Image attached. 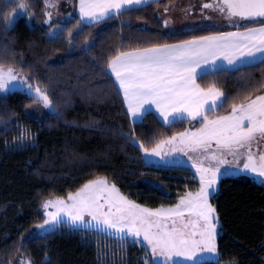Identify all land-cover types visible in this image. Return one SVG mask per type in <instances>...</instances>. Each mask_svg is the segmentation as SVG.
<instances>
[{
  "label": "trees",
  "instance_id": "obj_1",
  "mask_svg": "<svg viewBox=\"0 0 264 264\" xmlns=\"http://www.w3.org/2000/svg\"><path fill=\"white\" fill-rule=\"evenodd\" d=\"M174 1H154L126 10L122 16L85 27L69 43L68 30L76 36L78 16L49 25L45 23V0H23L29 13L14 22L10 16L19 0H0V62L39 84L56 108L55 113L30 115L36 102L25 91L0 97V264H21L23 256L33 264H145L148 249L130 240L118 252L114 250L113 257L84 229L62 227L45 235L34 233L45 219L44 202L66 197L101 177L137 204L153 208L173 205L185 191L199 188L193 168L147 164L139 147L143 143L152 148L161 139L197 128L198 122L165 125L150 112L142 123L134 124L114 77L104 75L106 58L121 46L177 44L232 29L169 33L160 13ZM8 21L12 22L10 29ZM57 24L63 30L59 38L49 37L46 33ZM93 43L91 53L82 50ZM198 83L202 87L215 83L228 97L223 108L209 114V118L224 116L246 93L252 98L264 94V64H249L240 71H213ZM25 131L27 142L20 139ZM218 180L219 191L212 203L220 220L219 260L264 264V185L243 174Z\"/></svg>",
  "mask_w": 264,
  "mask_h": 264
},
{
  "label": "snow or ice",
  "instance_id": "obj_2",
  "mask_svg": "<svg viewBox=\"0 0 264 264\" xmlns=\"http://www.w3.org/2000/svg\"><path fill=\"white\" fill-rule=\"evenodd\" d=\"M149 3L150 0H79L78 31L73 36L72 30H68V42L79 37L85 27L122 16L128 9ZM203 7L219 12L230 21L234 17L258 20L260 26L248 27L243 32L202 36L175 45L157 44L131 49L121 46L106 58L107 72H104L105 76L115 78L114 86H118V93H122L127 114L134 122L139 120L142 123L145 114L153 107L168 125L174 126L177 117L198 122L195 131L185 130L161 139L151 149L143 143L139 147L146 155L161 157L162 161L171 153L180 152L186 156L195 153L189 159L199 174V189L185 192L171 207L152 209L129 200L106 179H92L66 198L47 200L43 204L47 219L38 228L48 230L67 224L75 229L107 232L121 241L131 236L138 242L142 237L155 258L154 264H179L174 257L202 264L198 259L201 253H217L219 221L209 197L218 179L232 174L228 169L221 172V167L230 163L228 156L233 158L231 163L237 171L264 177V154L257 157L252 152L254 143L264 141V94L252 98L248 92L241 103L231 104L228 115L209 119L210 113L225 106L228 97L215 83L202 87L197 81L207 77L203 69L209 64L214 66L213 71L219 72L240 71L245 64H264V0H213L204 3ZM19 9H27L23 0H19ZM45 15L49 17L45 23L49 24L52 13L46 12ZM167 23L165 21V26ZM11 26L12 22L8 21L7 27L10 29ZM62 31L57 24L46 34L58 39ZM93 48L94 43L82 50L91 53ZM217 61L226 64H217ZM9 85L12 90L18 86L26 87L34 102L56 112L46 90H42L39 84L34 86L31 78L21 76L13 67H5L0 62V92L9 91ZM27 138L25 131L20 139ZM241 158L244 161L242 166L239 163ZM21 264L25 262L21 261Z\"/></svg>",
  "mask_w": 264,
  "mask_h": 264
},
{
  "label": "rangeland",
  "instance_id": "obj_3",
  "mask_svg": "<svg viewBox=\"0 0 264 264\" xmlns=\"http://www.w3.org/2000/svg\"><path fill=\"white\" fill-rule=\"evenodd\" d=\"M45 2L47 4L46 5L47 6L46 11L47 12L51 11L52 16L54 18H59V20L51 19L50 23H53V22L54 23H60L62 21H71V20H73V19H71V17L70 18L66 17V14L72 13L73 9L78 4V3H76V0H45ZM212 2H213V0H175L174 2H172V3L168 4L167 6H165V8L161 9L162 10L161 13H160L161 20H162V22H164V25H165V21L168 22L167 26H165V27H166V30L169 33L198 31L200 29H207V28H216V29H223V28H227V27L233 28L234 26H238V24L241 21L240 19H238V17H234L230 21V20L226 19L225 16L220 14L219 12L213 11L211 9H206V8L203 7L204 3H212ZM48 5H54V7H49ZM27 13H29V6L28 5H27L26 11H21L19 9V7H18V9H16L15 12L12 13L10 17H11L12 21L15 22L18 16L25 15ZM30 13L32 15V12H30ZM61 15H62V17H61ZM242 21L246 23V22H249L251 20H242ZM50 23H49V25H50ZM21 76L25 77L23 74H21ZM13 83H15V82H13ZM9 89H10L9 91L0 92V97H3L8 92L17 91L19 89L25 91L28 94V90L24 86H18L17 88L12 90V85H9ZM33 95H35L34 92H33ZM49 112H51V111L49 109H45L42 106V104H40V103L34 104L33 106H31V108L29 110V114L30 115L33 114V115H36V116H40V115H43V114H46V113H49ZM188 130L189 131H195L196 128L193 127V128L188 129ZM28 139H24V141L27 142ZM258 144L259 145H264V141H262V142H260ZM149 149H151V148H149ZM143 156H144V160L146 161L147 164H155L154 160L155 161L157 160V162L159 164L166 165L167 163H165L164 161H167L166 158L171 159V157L173 156V153H171L168 156H164L163 157V161L161 160V157L148 156V155L145 154L144 151H143ZM227 159H228V161L230 163L223 165L221 167V172H224L225 169H228L229 172L232 173V175H237L240 171H237L236 167L231 163L233 158L231 156H228ZM243 162L244 161L241 158L240 161H239L240 165H242ZM196 174H197V177L199 179V174L197 173V171H196ZM252 177L254 178V180H256L260 184L264 185V177H257V176H255V174H253ZM103 178L106 179L109 182V184H113L107 177H103ZM219 181L220 180H218L217 184L214 186L215 190L212 192V195L209 197V203H211V205L215 209H216V206L212 203V198L214 197V195L218 194L219 185H220ZM115 186H116L117 189H119V187L117 185H115ZM198 189H196V190H187V191L195 192ZM119 191H120L121 194L126 196L129 200L134 201L131 198V196H129L128 194H125L120 189H119ZM187 191H185V192H187ZM58 198H62V197H58ZM63 198H66V197H63ZM49 199H53L54 200L56 198H48L47 200H49ZM177 202H175V203H177ZM175 203H173V205ZM173 205H162V207L168 208V207H171ZM141 206L147 207V206H144V205H141ZM148 208L157 209V208H153V207H148ZM159 208H161V207H159ZM43 211H44V215H45V219L44 220H46L47 216L45 214L46 210L44 209V207H43ZM47 211H54V209H48ZM216 216H217L218 221H219L218 228H217V237H218L219 231H220V220H219V215H217V211H216ZM86 219H87V217H86ZM44 220L42 222H40V224H42L44 222ZM40 224H38V225H40ZM38 225H36V227L34 228L33 232L34 233H38L40 235H45L48 232H51V231H54V230H58L59 228H62V227H70L67 224L59 225L55 229H48V226H45V228L48 229V230H44V229L38 228ZM84 230L89 231L91 233V237L95 238V240L100 244V247L103 249V251H106L108 249V253L109 254L111 253V255L113 257L115 256L114 250L118 252L119 248H123V247H125L126 243H129V240L131 242H136L138 244H142L148 249L147 250L148 253L146 255V260L147 261L150 260V262H152V264H154V259L155 258L152 257L150 249L142 241V237L138 238V242H137V238H134V237H131V236H127L125 240L121 241L120 239H118L115 236L108 235L107 232H99V231H96L94 229H84ZM217 237H216V245H217V240H218ZM173 259L175 261L179 262V264H194L193 261H185L184 258H182V257H174ZM198 259H201V261H204V260L217 261V260H219V249H217V253L215 255L210 254V253H201L200 256L198 257ZM21 261H24L25 264H27V262L30 261V264H33L31 258L28 257V256H23L21 258ZM219 262H220V264H238L235 261L227 262V261H220L219 260ZM170 264H171V262H170Z\"/></svg>",
  "mask_w": 264,
  "mask_h": 264
},
{
  "label": "crops",
  "instance_id": "obj_4",
  "mask_svg": "<svg viewBox=\"0 0 264 264\" xmlns=\"http://www.w3.org/2000/svg\"><path fill=\"white\" fill-rule=\"evenodd\" d=\"M154 1H160V0H150V3L149 4H152ZM76 3H78L76 5V7L73 9L72 13H69V14H66V17L73 19L74 17H79L80 18V10H79V0H76ZM147 4V5H149ZM47 5V4H46ZM142 6H146V5H142ZM142 6H140L139 8H142ZM47 8V6H46ZM129 10V9H128ZM47 12V11H46ZM45 12V13H46ZM51 12V11H50ZM31 14V13H30ZM62 14V13H61ZM60 15V14H59ZM73 16V17H72ZM62 17V15H61ZM239 18V17H238ZM49 17L46 16L45 17V20H48ZM51 19L53 20H59V18H54L53 16H51ZM240 19V18H239ZM108 19H105L104 21H106ZM241 20V19H240ZM260 26V22L257 20V21H249V22H243L242 20L240 21V23L238 24V26H234L232 29H228V30H223L222 32H237V31H240V32H243L245 31L248 27H259ZM244 27V28H243ZM218 33H221V32H213L212 34H207V35H201L200 37L202 36H209V35H215V34H218ZM199 37H195V38H191L189 40H193V39H197ZM189 40H186V41H189ZM185 41H182V42H178L177 44H180V43H183ZM170 45H175V44H170ZM220 63H224L226 64V62H221V61H217V64H220ZM249 64H245L243 65L242 67L244 66H247ZM213 65L209 64V65H206L205 68L203 69L206 73H212L213 72ZM229 69H230V66H229ZM115 79V78H114ZM198 83V81H197ZM151 112H154L155 114H157L159 117H160V120L162 121L163 124L165 125H168L166 123H164L163 121V118L159 115V113H157L155 111V108L153 107L151 109ZM131 117V116H130ZM145 117V116H144ZM217 116L215 117H211L209 119H215ZM144 119V118H143ZM132 122L135 124V122H140L139 120L137 121H133V119L131 118ZM181 120H188V121H191L187 118H180V117H177V120L176 121H181ZM169 146H165V148H167ZM252 152L254 155H256L257 157L260 155V154H264V145H259V144H253L252 146ZM196 154L195 153H189L187 156L184 155L183 153H180V152H176V153H173V156L171 157V159H168L166 158V160L168 161V163L166 165H161L157 162V160L155 162V166L157 167H168V166H171V165H183V164H186L188 166H190L191 168H193L194 170H196L195 167H193V161L191 159H189V156H195ZM154 158V157H153ZM207 163V162H206ZM242 166V165H241ZM246 175V176H250L252 177L253 176V173H245V172H239L237 175Z\"/></svg>",
  "mask_w": 264,
  "mask_h": 264
}]
</instances>
